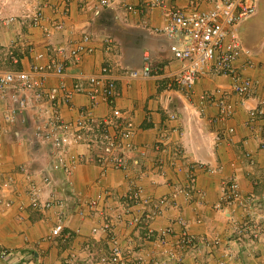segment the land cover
Listing matches in <instances>:
<instances>
[{"label": "crops", "instance_id": "1", "mask_svg": "<svg viewBox=\"0 0 264 264\" xmlns=\"http://www.w3.org/2000/svg\"><path fill=\"white\" fill-rule=\"evenodd\" d=\"M99 1L45 0L44 23L60 19L63 22L62 30L45 38L39 27H22L16 20L5 23L11 16L16 18L25 11L34 10L40 6V0H0V47L6 48L8 42L18 40L32 43L37 51L45 52L49 43L56 45L74 41L85 31L92 34L94 51L83 57L79 67L67 66L65 82L70 86L78 69L86 74L97 72L103 61L109 58L118 78L116 104L133 119L137 127L132 138L135 149L127 154L128 171L110 168L102 173L99 166L86 161L76 165L73 172L66 176L59 171L45 170L50 163L48 148L42 142L32 140L33 133L29 127L19 123L8 126L9 132L2 136L0 146V171L2 177L10 175L13 178V191L5 193L13 204L9 208L0 205V246L12 250L14 257L9 263L2 264H101V256L108 251V240L104 233L91 231L93 226L100 224V218L86 211V201L102 192L106 195L112 217L116 218L121 213L120 202L133 183L143 187L145 196H168L185 183L186 166L194 161L210 167L208 171H197V187L202 194L193 195L190 200L179 194L175 199L176 205L165 207L161 214L151 218L149 227L153 230L170 227L173 232H178L181 225L177 218L181 217L189 232L206 240L183 252V264H218L223 260L226 264H264V223L260 224L258 240L248 237L249 233L246 234L247 238H234L226 210L214 207L223 181L234 170L243 172L240 186L245 193L260 195L264 191V147L258 145L259 137L253 135L255 132L244 126L247 115L245 108L237 103L234 116L223 125L214 120L216 106L202 100L203 94L218 90V95L219 91L229 90L230 78L206 72L196 80L188 93L175 88L165 89L167 74L179 66V61L173 59L168 50L169 39L154 32V28L164 25L162 9L139 13L126 9L122 3L101 6ZM137 1L129 0L133 4H137ZM183 1L178 0L177 3ZM65 2L68 15L63 17L61 8ZM107 10L112 12V21L103 18ZM260 12L264 14V0H257L255 12L236 26V34L243 48L237 65L243 75L257 82L264 80V25L261 27L260 22L254 19ZM110 22L119 26L118 32L109 30ZM122 31H128L129 35L122 36L119 33ZM107 37L116 41V49L112 52L105 49L103 40ZM132 45L139 54H148V61L158 72L157 75L134 79L123 76L121 71L129 69L124 65L129 46ZM30 60V54L23 56L17 67L26 68ZM141 64L142 60H137L130 69L139 70ZM58 81V76L49 74L44 86L55 85ZM230 99L237 102L234 94ZM32 101L36 102L35 99ZM259 101L264 102V88L261 85L256 87L253 97L248 98L245 105L254 107ZM40 102L37 98V108ZM72 104L73 107H69L60 103V115L64 120H74L77 109L87 105L88 99L84 94L76 93L72 97ZM32 112L29 110V119L33 118ZM95 112L105 116L109 110L105 104H101ZM170 114H174L175 118L167 119ZM164 123H168L172 131L169 132L165 150L155 151L153 144ZM228 127H233L234 132L228 134ZM78 150L86 153L82 147ZM245 150L250 151L256 160L252 168L242 159ZM157 157L163 160L161 168H156ZM24 169L34 172L33 177L38 181L42 172L51 177L50 190L65 203V232H70L69 237H49L56 207L37 211L29 208L18 210L20 202L26 204L28 179ZM79 208L85 211L84 216L76 213ZM134 209L142 216L148 211ZM261 212L264 213V210ZM233 215L243 217L240 212ZM125 217L120 215L119 220L114 222V230L123 250L135 247L140 254L152 253V257L157 258L156 264H177L154 254L157 248L146 239V227L129 226L125 223ZM247 218L243 217L245 220ZM215 239L217 244L213 243Z\"/></svg>", "mask_w": 264, "mask_h": 264}, {"label": "built area", "instance_id": "2", "mask_svg": "<svg viewBox=\"0 0 264 264\" xmlns=\"http://www.w3.org/2000/svg\"><path fill=\"white\" fill-rule=\"evenodd\" d=\"M256 1L184 0L179 4L178 0H138L137 4H133L129 0H100L99 3L101 6H109L114 2L122 3L126 9L139 13L162 9L164 25L154 28V32L169 39L168 50L172 58L179 61V66L167 74L165 89L175 88L188 93L196 80L206 72L229 77L231 80L229 90L219 91L218 95H216L218 90L203 94L202 100L205 99L216 106L217 115L214 120L223 125L234 116L237 103L244 107L247 114L244 126L249 131L255 132L253 135L259 137L258 145L263 148L264 102L259 101L254 107H248L245 103L248 98L253 97L258 85L264 88V80L257 82L252 77L243 75L237 65L243 48L236 34V26L255 12ZM39 5L34 10L25 11L16 18L11 16L5 23H13L16 20V23L22 27H39L45 38L62 30L61 19L44 23L45 0H40ZM61 13L63 17L68 15L66 2L61 8ZM92 40V34L85 31L74 41L56 45L49 43L45 52L37 51L32 43L17 42L18 40L8 42L7 50L5 47L1 49L0 58L3 66L0 67V146L2 136L9 132V125L34 124L32 140L48 144L50 163L49 168L45 170L59 171L67 176L73 172L76 165L90 161L99 166L102 173L110 168L128 171L127 153L135 149L132 138L137 127L133 119L116 104L119 95L118 78L109 58L103 61L97 72L86 74L78 69L70 86L64 79L68 65L79 67L83 57L94 51ZM103 42L106 51L112 52L116 49L115 42L111 38L107 37ZM28 54L32 56V60L27 67H17L22 57ZM143 58L146 61L141 69L125 68L121 71L123 76L134 79L157 75L158 72L148 61L147 53L143 54ZM5 60L10 64L4 62ZM11 65L16 67L13 68ZM49 74L58 76L59 81L55 85L44 86ZM76 93L84 94L88 104L77 109L74 120H64L60 115V103L73 107L72 97ZM231 94L237 96V102L231 101ZM37 98L41 100L38 108ZM101 104L108 107L109 112L105 116H99L95 112ZM29 110H33L34 120L31 122L28 116ZM174 118L175 115L170 114L167 119ZM167 119L166 122H168ZM226 130L228 134L234 132L233 127H228ZM170 131L172 128L169 124L164 123L161 133L153 144L155 151L165 150ZM80 147L84 148L86 153L79 152ZM242 159L250 168L256 164L253 154L248 150L243 152ZM162 161L160 157H157L156 168L162 167ZM187 165L185 183L175 188L170 195L158 198L145 196L143 187L133 183L120 202L121 217L126 216L125 221L130 226L146 227V239L159 248L157 255L181 264H183V252L205 239L189 232L181 217L177 218V222L181 225L178 232H173L170 227L153 230L149 227V220L161 214L165 207L175 206V199L179 194L187 200H190L193 195L202 194L197 187V171L198 169L208 171L210 167L197 161ZM23 172L28 179L26 204L20 202L18 210L24 211L29 208L37 211L56 207L55 220L49 237L55 239L69 237L70 232H65V203L56 198L50 190L49 174L42 172L38 181L33 177L34 172L28 169H24ZM2 175L0 171V205L9 208L13 200L6 197L5 193L13 191V178L10 175L4 177ZM242 176L243 172L234 170L223 181L219 199L214 206L218 210H226L229 221L233 223L237 222V219L232 217L235 212L250 217L252 221L254 215L257 218L262 217L261 211L264 207V191L260 195L253 192L245 193L240 186ZM105 199L106 195L99 192L84 204V208L90 215L97 214L100 218V224L93 226L91 231L93 233L100 231L105 236H109L108 251L101 256L100 263L156 264L157 258H153L150 252L140 254L131 249L123 250L114 234V222L119 220L120 215H116V218L112 217ZM137 205L139 207L134 209ZM133 209L148 211L142 216V213H135ZM76 213L80 216L85 215L83 208H79ZM253 227H256V224ZM213 243L217 244L218 241L215 239ZM13 257L12 250L0 246V264L9 263ZM218 264H226V261H220Z\"/></svg>", "mask_w": 264, "mask_h": 264}, {"label": "rangeland", "instance_id": "3", "mask_svg": "<svg viewBox=\"0 0 264 264\" xmlns=\"http://www.w3.org/2000/svg\"><path fill=\"white\" fill-rule=\"evenodd\" d=\"M106 12V15L103 17L105 20H107V21H112V12L110 11V10H107V11H105ZM254 19L256 20L255 22H260V26L262 27V25H264V14L262 13V12H260L258 15H256L255 17H254ZM108 25H110L109 27V30H114L115 32H118L119 31V26H117L116 24H114V22H110V23H108ZM264 30V29H263ZM122 36L123 35H129V32L127 31V32H119ZM112 36V35H111ZM113 38H115L114 36H112ZM112 39V38H111ZM113 40V39H112ZM114 40H116V38L114 39ZM113 40V41H114ZM115 43H116V41H114ZM3 47L1 46L0 47V49H2ZM3 50V49H2ZM142 53L143 52H141V54H139V52H137V48H135L133 45L132 46H129V52L126 54V65H124V66H128L129 68H131V66L132 65H134L135 63H137V60H139V62H140V59L142 60V64L141 65H143V63H144V61H146V60H144V58H142L143 57V55H142ZM1 57V56H0ZM3 65L1 64V58H0V67H2ZM34 120V118H31L30 119V122L31 121H33ZM27 127H29L30 128V130H34V124L33 125H28ZM29 130V131H30ZM43 145H45L46 146V148H48V144H46V143H43ZM128 154V153H127ZM264 210V207L262 208V211ZM263 214V216L261 217V218H257L255 215H254V218H253V220L252 221H250V217H248L246 220L245 219H243V217H241L240 215H233L232 217H234L235 219H237V222L236 223H233V222H231L232 223V226H233V231L234 232H232V235H234V238H247V236L248 237H251V239L252 240H254L253 239V237H256L255 239L256 240H258V231H259V228H260V224L261 223H264V213H262ZM84 216V215H83ZM230 222V221H229ZM256 222V223H255ZM125 223L127 224V222L125 221ZM234 224V225H233ZM254 224H256V227H253V225ZM128 225V224H127ZM242 225H244V227L242 226ZM130 226V225H129ZM244 229L245 228V230H241L242 228ZM249 233V234H248ZM114 234L116 235V233H115V230H114ZM246 234H248V235H246ZM245 236V237H244ZM107 237V236H106ZM116 237H117V235H116ZM201 237V236H200ZM203 238V237H202ZM204 239V238H203ZM107 240H109V236L107 237ZM238 240V239H237ZM204 241L205 240H201V241H199L198 243H204ZM211 241H212V239H211ZM210 242V241H209ZM156 246V245H155ZM156 248H157V246H156ZM193 248V247H192ZM132 250L133 251H135L136 249H135V247H132ZM156 250H159V248H157ZM155 254H158L157 252H155ZM183 261V260H182ZM165 262H168V261H165ZM177 264H181V263H177Z\"/></svg>", "mask_w": 264, "mask_h": 264}]
</instances>
